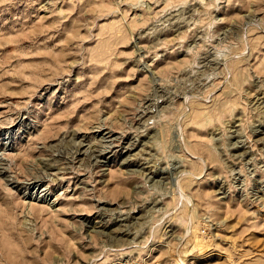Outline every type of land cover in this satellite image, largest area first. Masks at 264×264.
<instances>
[{
	"label": "rangeland",
	"instance_id": "1",
	"mask_svg": "<svg viewBox=\"0 0 264 264\" xmlns=\"http://www.w3.org/2000/svg\"><path fill=\"white\" fill-rule=\"evenodd\" d=\"M0 264H264V0H0Z\"/></svg>",
	"mask_w": 264,
	"mask_h": 264
}]
</instances>
